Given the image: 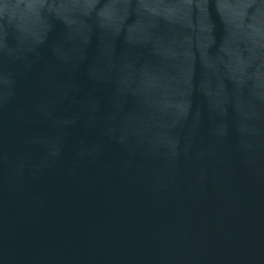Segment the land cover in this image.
<instances>
[{
  "label": "water",
  "instance_id": "obj_1",
  "mask_svg": "<svg viewBox=\"0 0 264 264\" xmlns=\"http://www.w3.org/2000/svg\"><path fill=\"white\" fill-rule=\"evenodd\" d=\"M0 264H264V0H0Z\"/></svg>",
  "mask_w": 264,
  "mask_h": 264
}]
</instances>
